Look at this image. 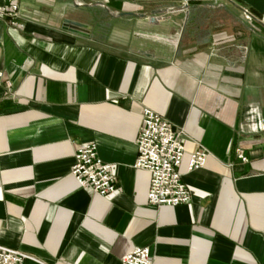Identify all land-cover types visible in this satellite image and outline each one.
<instances>
[{"label":"crops","instance_id":"crops-1","mask_svg":"<svg viewBox=\"0 0 264 264\" xmlns=\"http://www.w3.org/2000/svg\"><path fill=\"white\" fill-rule=\"evenodd\" d=\"M19 1L22 28L0 18V244L36 259L24 264H121L136 247L154 264H264V0H190L145 18L103 5L181 4ZM144 108L181 132L189 204L148 203L150 174L134 167ZM84 143L112 165L114 195L72 175ZM200 146L210 156L188 172Z\"/></svg>","mask_w":264,"mask_h":264},{"label":"built area","instance_id":"built-area-1","mask_svg":"<svg viewBox=\"0 0 264 264\" xmlns=\"http://www.w3.org/2000/svg\"><path fill=\"white\" fill-rule=\"evenodd\" d=\"M3 1L0 5V18L14 29L22 28L23 23L19 22L20 1ZM174 1L181 5H188L190 2ZM243 15L247 20L255 18L247 9H243ZM6 85L9 87L11 84L7 81ZM136 146L137 158L134 167L144 169L150 174L148 203L153 206L191 203L192 193L179 171L184 159L181 132L176 131L164 116L150 108H144ZM237 155L241 161H248L243 152L239 151ZM209 156L210 151L207 148L200 146L195 149L188 158V172L202 169ZM74 157L71 173L81 188L104 197L117 192V176L112 171V165L103 162L99 157L95 143L82 144ZM28 259L36 260L23 251L0 244V264H24ZM121 264H154V260L149 247H136L122 257Z\"/></svg>","mask_w":264,"mask_h":264},{"label":"water","instance_id":"water-1","mask_svg":"<svg viewBox=\"0 0 264 264\" xmlns=\"http://www.w3.org/2000/svg\"><path fill=\"white\" fill-rule=\"evenodd\" d=\"M104 8L112 15V16H127V15H132L140 18H145L149 16H157L159 14H164L167 12H172V11H178V10H185L189 8V5H181L177 7H167V8H160L156 10H152L147 13H137V12H119V13H114L112 12L107 6L103 5ZM64 27L68 28L72 31L82 33V34H89V28L88 25L76 21V20H70V19H65L64 20Z\"/></svg>","mask_w":264,"mask_h":264}]
</instances>
